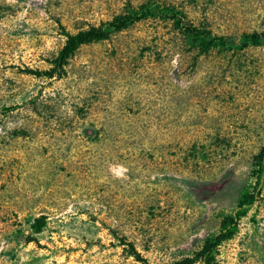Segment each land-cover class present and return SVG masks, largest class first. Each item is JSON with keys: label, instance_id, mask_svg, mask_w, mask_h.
<instances>
[{"label": "rangeland", "instance_id": "1", "mask_svg": "<svg viewBox=\"0 0 264 264\" xmlns=\"http://www.w3.org/2000/svg\"><path fill=\"white\" fill-rule=\"evenodd\" d=\"M138 7L147 17L52 67L57 22L73 33ZM170 14L224 44L205 50ZM263 141L264 0H0V264H142L128 243L168 264L244 187L216 261L264 264Z\"/></svg>", "mask_w": 264, "mask_h": 264}, {"label": "trees", "instance_id": "2", "mask_svg": "<svg viewBox=\"0 0 264 264\" xmlns=\"http://www.w3.org/2000/svg\"><path fill=\"white\" fill-rule=\"evenodd\" d=\"M148 10L138 7L137 9L130 8L124 14L113 16L110 20L99 24L98 26H89L86 29L78 30L70 33L57 22L60 34L64 37L63 44L56 56L52 60V67L61 68L67 60L73 55L78 47L81 45L106 39L109 31H118L129 24L147 17ZM170 19L173 23L178 25L185 33L189 34L195 41L205 49H210L217 45H223L224 39L222 36L211 34L208 30L202 29L183 21V16H176L170 14ZM244 44L259 45L261 43L262 35L258 32L251 31L241 35ZM54 68L44 72L49 74ZM50 75V74H49ZM264 169V141L258 151L252 156L250 176L257 182L259 176ZM253 195L247 187L241 189L235 204V210L232 214L223 215L220 222V228L215 234L208 235L203 238L199 249L190 257H183L168 264H192L194 261L199 260L202 264H218L216 261V248L217 246L232 236L236 221L238 218L244 216L247 207L252 203ZM129 254L142 264H147L144 258L133 248L131 244H127Z\"/></svg>", "mask_w": 264, "mask_h": 264}]
</instances>
